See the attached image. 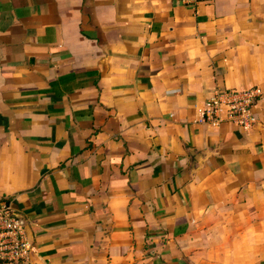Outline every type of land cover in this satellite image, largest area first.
Masks as SVG:
<instances>
[{
    "label": "crops",
    "instance_id": "crops-1",
    "mask_svg": "<svg viewBox=\"0 0 264 264\" xmlns=\"http://www.w3.org/2000/svg\"><path fill=\"white\" fill-rule=\"evenodd\" d=\"M2 199L29 264H264V0H0Z\"/></svg>",
    "mask_w": 264,
    "mask_h": 264
},
{
    "label": "built area",
    "instance_id": "built-area-1",
    "mask_svg": "<svg viewBox=\"0 0 264 264\" xmlns=\"http://www.w3.org/2000/svg\"><path fill=\"white\" fill-rule=\"evenodd\" d=\"M194 7L202 0H174ZM261 90L251 86L243 90L223 89L215 91L202 106L200 121L213 126L227 124L248 131L253 128V107L261 98ZM22 215L11 208L6 199L0 200V263L29 264L33 244L28 240Z\"/></svg>",
    "mask_w": 264,
    "mask_h": 264
}]
</instances>
